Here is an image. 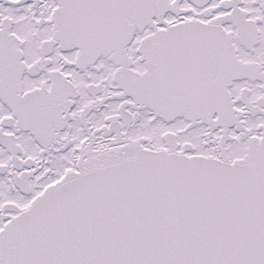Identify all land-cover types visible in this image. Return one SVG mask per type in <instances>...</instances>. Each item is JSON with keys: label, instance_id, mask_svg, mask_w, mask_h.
<instances>
[{"label": "snow or ice", "instance_id": "1", "mask_svg": "<svg viewBox=\"0 0 264 264\" xmlns=\"http://www.w3.org/2000/svg\"><path fill=\"white\" fill-rule=\"evenodd\" d=\"M0 264H264V0H0Z\"/></svg>", "mask_w": 264, "mask_h": 264}]
</instances>
